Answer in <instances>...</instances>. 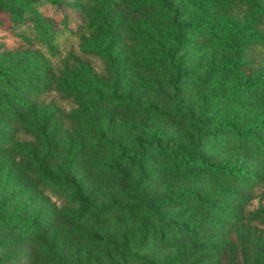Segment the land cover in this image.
<instances>
[{"label":"trees","instance_id":"1","mask_svg":"<svg viewBox=\"0 0 264 264\" xmlns=\"http://www.w3.org/2000/svg\"><path fill=\"white\" fill-rule=\"evenodd\" d=\"M40 1L0 0V25L28 22L21 11ZM82 15L79 55L53 62L66 23L34 21L37 36L0 63V185L14 172L66 200L33 211L29 200L0 196V264L24 246L34 247L31 264H81V244L103 264H162L144 252L149 244L210 230L214 242L196 240L173 260L218 264V235L264 223L263 211H246L264 188V0H84ZM92 59L102 62L98 75ZM93 89L106 94L93 100ZM49 95L73 107L45 102ZM102 109L149 123L135 126L130 143L96 136L83 121ZM167 134L179 143L163 144ZM90 168L100 171L89 180ZM153 169L171 186L147 207L139 196ZM113 212L142 214L138 243L128 231L111 238L103 221ZM261 259L257 244L253 264Z\"/></svg>","mask_w":264,"mask_h":264},{"label":"rangeland","instance_id":"2","mask_svg":"<svg viewBox=\"0 0 264 264\" xmlns=\"http://www.w3.org/2000/svg\"><path fill=\"white\" fill-rule=\"evenodd\" d=\"M21 12L23 18L29 19L28 22L17 25L13 24L12 26L6 23L0 25V63L8 61L13 54L20 49L24 41L32 40L37 36L34 21L41 23L49 20L54 22L59 28L63 27L64 22L66 23L67 32L65 31L55 41L59 52L58 55L53 58V62H57L60 58L63 60L66 55L71 52L79 55L80 35L86 33V30L83 28L82 15L84 12V0H58L56 5L42 0ZM62 20L64 21L62 22ZM90 61L92 63V72L98 75L102 68V62L95 59ZM105 94V91L93 89L88 93V96L90 95L91 99L95 100ZM44 99L45 102H53L56 106H59L62 110L67 112L73 107L72 104L56 99L54 95L46 96ZM132 116L134 115L122 109H102L99 111L98 115L87 118L83 123L87 128L93 125L92 127L96 132V136L103 134L113 136L118 134L119 138H123V140H127V143H130L129 136L137 134L135 128H139L141 124L149 123L147 120L141 118L135 120ZM91 122L93 123L91 124ZM168 138L171 139L170 147H174L179 143L176 137L167 134L163 144L167 143ZM85 140L89 142V145H93L98 138H94L90 135V137ZM152 163L151 160L148 162V168H151L150 165ZM99 171L100 170L97 168L87 169L86 173L89 174V180L93 177L96 178L99 175ZM18 178L16 173L10 172L8 180L0 185L1 197L14 194L16 200H29L31 203V210L33 211H37L44 204L48 206L54 205L58 208H64L66 206V200L61 194L57 195L50 190H42V192L34 190L30 185L20 183ZM106 184L105 182L104 185L106 186ZM104 185H102L104 194H99L98 201L100 203H106L107 199L106 195L108 193V188ZM170 186L171 183L169 179L160 175L159 172L153 169L151 179L147 180L143 185L145 198L138 196L140 199L143 198L144 202L142 203L147 205V207H151L152 203L150 201L159 200L164 197ZM112 192L115 193V191ZM118 199L121 203H128L125 198L119 197ZM246 211L248 213L264 212L263 187H255L254 194L246 203ZM144 213L147 214L146 211H144ZM141 217L142 214L131 215L128 213L113 212L104 218L103 225L108 230L113 240L122 242V233L128 231L130 233L131 242L138 243L143 234ZM155 228L160 232V228L157 227V225L154 229ZM213 232L214 230H210L207 234L199 232L196 236L190 237L186 242H172L166 248L157 247L152 243V245L149 244L148 247L145 248L144 252L151 258L160 261L162 264H182L173 259L177 258L182 253L183 248L185 246L189 247L196 240L201 241L203 238H208L211 242H214ZM218 236L221 238L219 245L224 246V249L220 250V253L214 257L215 260L219 261L218 264H253L257 244L260 245L262 258L259 264H264V223L257 222L251 227L243 226L233 229L229 236L225 232ZM77 247H79V263L103 264L101 258L94 250L89 249L83 244ZM33 250V246L22 247L18 252V258L12 264H31V257L28 256V254H31ZM65 256L68 262L74 263V259L67 249Z\"/></svg>","mask_w":264,"mask_h":264}]
</instances>
